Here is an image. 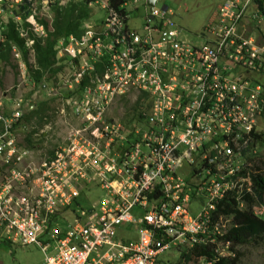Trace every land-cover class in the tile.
Listing matches in <instances>:
<instances>
[{
    "label": "built area",
    "instance_id": "2783aa9c",
    "mask_svg": "<svg viewBox=\"0 0 264 264\" xmlns=\"http://www.w3.org/2000/svg\"><path fill=\"white\" fill-rule=\"evenodd\" d=\"M76 1L0 0V53L22 72L23 53L33 57L49 36L37 10ZM82 1L106 16L57 38L53 86L43 82L27 98L8 89L0 102V240L38 246L42 264H158L171 247L214 241L226 229L211 223L218 202L230 195L243 209L245 195H255L247 162L260 133L255 118L264 123V84L255 77L264 76V0H222L199 44L181 38L173 11L156 9L157 0H118V8ZM139 4L144 14L132 27L128 11ZM10 25L17 39L6 38ZM8 65L0 62V78ZM144 93L139 113L114 116L123 99ZM51 96L57 117L78 128L68 131L71 148L59 144L37 161L18 126L34 116L37 98ZM92 184L103 192L99 205L82 210L78 197ZM254 204L263 215L264 203Z\"/></svg>",
    "mask_w": 264,
    "mask_h": 264
},
{
    "label": "rangeland",
    "instance_id": "374dc122",
    "mask_svg": "<svg viewBox=\"0 0 264 264\" xmlns=\"http://www.w3.org/2000/svg\"><path fill=\"white\" fill-rule=\"evenodd\" d=\"M54 1L62 4L61 0H53V2ZM221 1L222 0H157L156 9H159L162 6L170 8L174 13L173 19L175 23L182 28L181 38L199 44L201 42L200 34H203L204 26L210 19H212V15H216L215 9ZM76 2L79 3V1ZM81 2L84 1L81 0ZM63 8H60L56 3H53L50 11L41 9L37 10L39 22L44 25L49 34L54 32L55 18L58 16L59 12L61 13ZM89 9L91 12L89 17L95 23L103 20L106 16V12L99 7L98 9ZM128 10H131V8ZM128 14V24L132 27H138L141 17L144 14L143 5L139 4L137 11H128ZM243 23L245 26L244 31L251 28L250 22L247 25L245 24L246 21L243 20ZM261 28L264 32V21L261 24ZM259 29L260 28H258V30ZM255 43L260 47L263 45V42H261L260 39ZM22 58L25 67L23 71L20 72L18 69L16 70V63L12 59L10 60V54L8 51L0 53V62L3 63V61H7L9 63L8 66H5V68L8 67L9 69L7 68V70H4L0 78V102L6 100L3 95L8 89L12 94L15 92L17 95H22V97L27 98L34 89H39L41 92L42 89L40 88L43 82L51 83L48 87L49 89L53 86L52 82H55L54 77H59V74L55 75V69L51 67L42 72L39 76L40 78L37 79L36 75L37 72L40 71V68L36 64L35 55L28 58L23 53ZM238 71L239 70H237L236 73H238ZM255 77L258 78L261 84H264V76L256 75ZM15 85L16 90L10 89V87H14ZM45 95L46 93L43 97H47ZM36 101L38 104L37 108H39L43 102L38 100V98ZM135 102L136 101L132 102L130 98L123 99L121 105L113 107L114 116H118L116 113L127 114L126 111H131ZM45 104V107L42 105L44 108L43 111H38L40 112L38 116H27V118L18 126L19 135L23 134L31 137L29 143L32 140L34 157L30 156V158H34L37 161L41 160L45 155H52V149L59 144L63 148L70 145L69 142L74 141V138L70 139L71 136L68 131H75L78 128L74 125V121L70 122L68 119L57 117L55 111L58 107V102L53 96H51ZM4 109H6V107L3 108L2 105V107H0V114L3 116L5 115ZM255 119L257 120V125H259L258 130H260V132L263 131L264 123H262L260 117H256ZM69 147L71 148V145ZM250 147L255 151V155L248 158L250 161L247 162V164L251 166L252 169L256 170V172L264 175V144L257 142V144L254 146L250 145ZM187 171L186 168L179 170L180 177L184 178L183 176ZM82 186H84L83 182H77V188ZM102 194L103 192L95 184L90 185L89 188H85V190L82 191V194L80 193V196L78 197L82 210H86L90 205H94L97 208ZM198 205L197 202L190 204V211L196 212L200 208ZM254 205L256 209H261L259 205ZM65 214H67V217L69 218L68 220H71V213L65 212ZM58 220L60 219L58 218ZM126 236H133L136 238L135 233L132 235L128 232L126 233ZM2 237L3 236H1V238ZM181 245L182 244L176 245L177 247H171L170 249L165 250L159 256L158 264H165L166 262L176 263L179 260L180 252L186 251L187 248L186 244L185 246ZM218 247L219 250H222V254L227 255L229 253V250H227L226 247H221L220 244ZM238 250L240 251L239 264H264V240H261L259 243L251 242L244 244L239 246ZM43 260L44 253L34 244L28 246H12L9 242L0 241V264H42ZM179 264H204V258L199 260L193 258L188 262L180 260Z\"/></svg>",
    "mask_w": 264,
    "mask_h": 264
},
{
    "label": "trees",
    "instance_id": "16d2710c",
    "mask_svg": "<svg viewBox=\"0 0 264 264\" xmlns=\"http://www.w3.org/2000/svg\"><path fill=\"white\" fill-rule=\"evenodd\" d=\"M118 2V0H112L114 7L118 5ZM116 8H118V6ZM90 14V9L81 1H79V3L69 2L61 13H58V16L55 18L54 32L50 33L43 43L36 41L34 45L36 64L40 68V71L37 72L36 75L37 79H39L41 73L47 68H50L54 62L55 52L53 46L57 38L71 33L76 35L79 34L81 32L80 25L82 21L88 18ZM6 38L13 40L14 38L17 39L11 25L6 33ZM142 98L144 99L143 101ZM146 100L147 94L144 93L140 95L134 103L132 110L126 111L127 115L136 112L139 113L140 111L138 108L145 105ZM45 103L46 102L41 103V106L37 110H34L32 115L38 116L40 113L38 111H43V107L46 105ZM253 138L255 141L264 144V131L254 133ZM248 160L250 161V159ZM247 170L249 171V176L252 181L255 197L246 194L244 197L246 205L243 209H240L234 197L229 195L218 202L215 210L212 211L210 215L211 223L215 224L218 222L225 225V232L221 235H216L214 241H211L212 235L204 236V238H206L205 242H195L192 246H188L186 251H181L179 260L176 263L166 262L165 264H179L180 260L188 262L193 258L196 260L204 258V264H239V246L251 242L259 243L261 240H264V214L255 215L251 208V205L254 203H264V175L251 168H247ZM241 172L244 173L246 170L242 169ZM219 244L221 247H226L230 254L220 256Z\"/></svg>",
    "mask_w": 264,
    "mask_h": 264
},
{
    "label": "clouds",
    "instance_id": "9594fccd",
    "mask_svg": "<svg viewBox=\"0 0 264 264\" xmlns=\"http://www.w3.org/2000/svg\"><path fill=\"white\" fill-rule=\"evenodd\" d=\"M154 5V4H153ZM27 139H28V141H27ZM31 138H30V136H27L26 137V141H27V143L29 142V140H30ZM32 144V140H31V142L28 144V146H30ZM77 207V206H76ZM76 207H73V208H76ZM78 209V208H77ZM81 209H82V207H81ZM68 213H71V212H68ZM72 215V214H71ZM66 218L68 219V217H67V214H66Z\"/></svg>",
    "mask_w": 264,
    "mask_h": 264
},
{
    "label": "water",
    "instance_id": "95a60500",
    "mask_svg": "<svg viewBox=\"0 0 264 264\" xmlns=\"http://www.w3.org/2000/svg\"><path fill=\"white\" fill-rule=\"evenodd\" d=\"M154 3L155 0H147V5H149L150 7H152Z\"/></svg>",
    "mask_w": 264,
    "mask_h": 264
}]
</instances>
